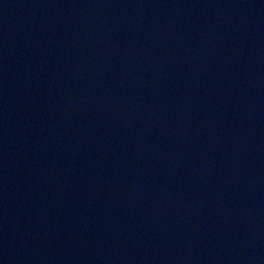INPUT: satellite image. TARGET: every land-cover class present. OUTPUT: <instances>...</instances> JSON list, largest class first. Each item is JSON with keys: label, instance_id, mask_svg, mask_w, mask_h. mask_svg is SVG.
Segmentation results:
<instances>
[{"label": "water", "instance_id": "water-1", "mask_svg": "<svg viewBox=\"0 0 264 264\" xmlns=\"http://www.w3.org/2000/svg\"><path fill=\"white\" fill-rule=\"evenodd\" d=\"M0 264H264V0H0Z\"/></svg>", "mask_w": 264, "mask_h": 264}]
</instances>
